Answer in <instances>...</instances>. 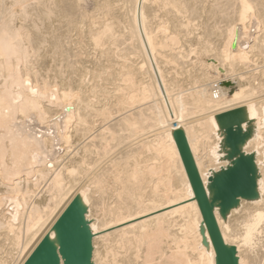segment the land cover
I'll return each instance as SVG.
<instances>
[{"label": "bare ground", "instance_id": "obj_1", "mask_svg": "<svg viewBox=\"0 0 264 264\" xmlns=\"http://www.w3.org/2000/svg\"><path fill=\"white\" fill-rule=\"evenodd\" d=\"M12 1L22 3L25 0ZM46 1H48L47 8L37 2L36 6H31L30 9L32 10L33 7L37 18L40 17L42 20L46 30L43 29L48 33L47 39L45 40L44 32L41 31L43 29H39L41 25L37 18L40 26L34 25L36 19L33 23L32 19L35 17L29 16L31 10L28 8V13L25 12L32 21L30 24L33 27L29 26L31 28L24 42L39 49L43 44L41 42L47 41L54 50L51 52L65 61L64 67L67 74L65 77L61 76L62 78L57 82L58 85L55 79L54 81L52 79L56 83L52 84L53 87L47 81L48 78L45 79L48 77L46 76L47 67H44L47 71L41 69V66H46L47 60H42V63L40 62L42 65L38 66L42 74L47 72L44 75L46 77H40L38 80V75L35 77L37 74L35 69H31L34 70L31 71L34 75L28 72L30 65L28 61L30 62L32 57L28 56L29 60L26 58L30 51L27 49L30 46L27 48L26 45H22L23 38L20 37V30L24 26L17 25V27L10 23L15 20H10L11 15L15 16V14L7 9L10 3L5 8L6 0H0V8L2 5L0 73L3 76V79L1 78L3 81H0V178L3 179L0 183V241L5 239L10 244L8 248L14 252L18 250V258L14 264H45L50 255V247L58 248L57 237L61 229L57 225L58 220L65 213L70 212L72 215L77 205L85 210L84 216L91 230L92 241L95 237L92 228L99 223L96 217L90 219L92 215L89 214L88 208L93 204L103 205L107 217L106 222L101 224L103 227L100 233L102 241L104 239L109 241V244H103L108 254L105 259L99 258L100 262L92 254L87 260L75 238V241H69L74 264H220L175 140V134L177 131L183 133L198 176L204 186L212 170H218L227 165V161L221 159L222 129L221 121L216 118L223 117L228 112L234 113L230 118L231 123L240 122L244 129L250 126L249 121L255 125L251 131V137L245 142V144L251 142L254 145L250 146V149L249 146L247 149L244 148V145L243 150L249 153L255 150L258 153L255 156L259 155L258 160H255L259 196L255 200L240 199L241 206H236V210L233 208L235 211L233 215L234 211L230 213V209L228 211L230 214L227 213L226 217L222 218L215 209L213 216L223 243L226 246L234 245L236 248L234 264H248L253 260H255L254 264H264V144H262L264 93L260 94V91H256V78L252 80L254 71H259L256 68L264 72V55L260 58L264 48V0H209L206 17L209 16L208 20L211 19L210 17H215L216 20H213L216 24L211 21L215 25L210 26L212 23L209 25L207 21V24L201 26L200 32L195 35L198 42H195V45L199 46L192 47L195 49L196 60L192 62L191 86L186 89L177 85L172 77L168 79L166 72L171 62L172 68L175 61L181 65L183 58L188 59L189 55L185 53L182 44L178 45V42L190 33L192 26L196 28L199 25L198 23L196 27L192 25L189 28L191 24L189 14L194 13L193 16L197 17L199 14L197 7L201 5L204 8L205 5L202 4L206 0L203 3L202 0H119L120 4L114 3L117 0H94L98 14H101L96 16L101 19L97 21V17L95 18L99 22V25L95 27L93 24L96 21L89 18L92 24L87 22L91 25L89 24L88 28L87 24L86 29L88 28L89 32L85 31V35L86 32L89 33L91 45L97 47L106 63L98 62L97 65L96 62L97 66L91 67L92 63L84 61L87 65L89 64L90 69L87 66V69L82 68L83 65L80 66L81 63H78L80 55L83 54V47L80 48L82 53L79 55L72 52L73 49L71 51L66 44L69 43V31L73 28L77 31L79 22L82 24L83 18H87L86 13L79 10V0ZM197 1L201 2L200 5ZM157 3H160L159 8H165L167 5L173 7L174 14L190 11L187 18L184 14V18L187 19L185 21L180 19L182 13L179 14L180 16L175 14L179 18L172 14L173 19H169L176 22L178 29L175 30L179 33L166 35V27L163 28L165 24L162 27H160L162 24L160 26L156 24L158 27L152 26L153 15L158 14V11L152 7ZM11 5L12 9L14 6ZM19 6L17 10L21 8ZM26 6H24L25 9ZM151 9L155 11L154 14ZM116 11H118L117 16ZM249 13H253L250 17L255 18V23H260L259 29L257 27L259 33H249L251 27L246 21ZM50 17L54 19L53 23L48 20ZM160 17L158 19L161 21ZM198 17L200 20L201 14ZM116 26L121 27L122 31L120 32L118 27L119 33H117L114 29ZM82 29L80 34L83 33ZM180 32H183L181 38L177 36ZM188 42L192 43L191 40ZM49 44L47 43L46 46ZM72 45L74 46L73 43ZM184 45L187 47L189 43ZM46 46L43 48L44 51H41L44 54L49 51L46 50ZM93 47L91 48L95 49ZM189 47L187 49H190ZM194 49H190V54ZM40 54L38 53V57L41 56ZM24 58L28 60L26 64L28 66L27 69L23 68L27 72L24 70L22 75L18 65ZM49 62L52 61L49 60ZM61 63L59 61V67L58 64L53 65L57 66L55 73L57 76L63 71V67L61 71L59 70ZM36 64L31 61L32 67ZM50 65H48L49 69ZM183 66H185L184 63ZM186 68L187 66L184 67V71ZM82 72L91 75L88 82L86 75L84 77ZM91 80H93L92 83H90ZM109 82L121 83V85L116 83L118 85L114 88L115 91L111 89L114 92L116 89H118L117 92L128 90L120 95L116 93L118 94L115 95V100L118 102L116 108L110 101L100 104L101 100H94L100 92L104 97L109 96L110 92L105 87L109 85L106 84ZM214 82L219 83L221 88V93L217 97H214L212 92L211 86ZM88 83L90 84L87 85ZM263 86L261 82L258 85L264 90ZM238 88H241L243 92L239 98L240 102L234 104L233 100L237 94H232L237 93ZM132 90L137 91L136 94H130L133 93ZM136 102L137 105L131 106ZM124 104L128 105V110L122 106ZM125 108L126 110L122 111ZM213 119L216 120L215 124L211 123ZM116 127L119 132L124 131L118 133L122 144L127 137L130 141L132 139L130 136H134L135 140L129 143L127 138L125 143L128 142L131 145L127 147L124 144L123 147L131 151H126V154L120 156V161L118 159L113 161L116 159L111 158L116 151L120 153L116 150L117 146L113 149L115 152L112 150L113 154L110 152L112 155L109 157V143H111V136L116 137ZM200 130L201 137L215 138L214 145L209 147L210 162L204 164L197 157L196 141L200 136ZM74 141L79 142L75 152L71 150L75 144ZM115 143H113L114 146L119 145ZM122 144H120L121 147ZM142 148L145 152L151 151L160 156L163 161L144 166H140L139 161L136 160L130 163L127 159L135 156V153ZM125 149L120 151L125 152ZM92 155L96 158H91ZM93 162L97 165L101 164L96 169H92L89 165ZM162 167H166L167 176L161 175ZM157 174L161 176L157 177ZM80 177H85V181H80ZM169 181L176 182L173 187V196L182 202L180 208H182L184 223L181 225H178L173 216L176 208L166 203L156 204V199L160 201V196L152 192L155 185L169 186ZM114 186L116 189L113 188ZM44 187L45 189L42 190ZM205 190L210 195V192ZM110 193L113 194L114 200L106 206L103 201ZM229 215H232L234 219H231ZM168 240L174 243L180 242V247L174 251L165 252L164 244ZM40 246L43 251L36 255L35 252ZM2 247L4 246L0 248ZM179 248L188 250L193 248L194 254H188V251ZM10 249L9 253L12 251ZM14 252L12 251L11 254ZM13 255L15 254L10 257ZM8 256L4 257L5 261L9 260ZM2 257L0 258L4 262ZM14 258L12 259L15 260ZM59 258V264H64L60 254Z\"/></svg>", "mask_w": 264, "mask_h": 264}, {"label": "rangeland", "instance_id": "obj_2", "mask_svg": "<svg viewBox=\"0 0 264 264\" xmlns=\"http://www.w3.org/2000/svg\"><path fill=\"white\" fill-rule=\"evenodd\" d=\"M97 1V0H96ZM96 1H94V0H79L78 1V4H79V10H81L80 12H82V13H86V17L87 18H83V22H82V24H80V22H79V24H78V28H77V31H76V28H73L72 30H70L69 31V33H68V36L70 37L69 39H68V41H69V43L67 42L66 44H68L69 45V48L71 49V51H72V49H73V51L72 52H76V53H82L83 52V54L82 55H80V59H78L79 61H78V63H81V64H79L80 66L81 65H83L82 66V68L83 67H85V69H87V67H88V69H90L92 66H97L98 65V62H101L102 64H105L106 63V60L102 57V56H100V51H98V49H97V47L95 46V47H93L94 45H91L92 44V41H91V37H89L88 36V28H89V24L92 22V21H90V19L91 20H95V18H96V20L98 21H100V19H101V17H99V16H101V14H98L99 13V11H97V5H96ZM160 1V0H159ZM205 0H202L201 2L203 3ZM12 0H6V2L4 3V6H5V8L7 7V4L8 3H10V4H8V7H7V9H9L11 12L13 11V13L15 14V16H13V14L11 15V17H10V20L12 19H15L14 21H10V23L11 24H13V25H15V26H17V25H20V26H24L21 30H20V32H21V38H23V40L21 39V41H23V43H22V45L24 44V45H26L27 46V48L30 46L31 47V49H33V51L30 49V47H29V49H27L28 51H29V55L27 54V57L26 58H28V56H30L29 58H31L30 59V62L28 61L29 60V58H28V65L30 64L31 65V61H32V63L33 64H36L37 62H39V63H37L34 67H32V65L30 66L29 65V73L30 74H33L32 72L34 71H32L31 69H35V71H37L35 74V77L37 76V79L39 80L40 79V77H46V76H48V77H46L45 79H47V81L51 84V87H53L52 86V84L54 83L53 81H54V79H55V81H56V83L59 81V79L60 78H62V77H65V75L67 74L66 73V68L64 67V65H65V61H63V60H61V58L57 55V54H54L53 52H51V51H54L53 50V48L51 47V45L49 44V42H47L46 41V43H45V41L44 42H41V43H43V44H41V46H43V47H39V45H38V47H39V49L37 48V47H35V46H33L32 44H30L29 45V43H26L25 44V42H26V35L28 34V32L30 31V28L31 27H29V26H32L33 27V25L32 24H30V23H32V21H33V23H34V20L37 18V14H35L34 12V10H33V7L34 6H36V4H37V2H39V5H41V6H45L44 8H47L48 6V1H46V0H25L24 2H22V3H17V2H13V4H12ZM42 2V3H41ZM120 2L121 1H119V0H117V1H115L114 3H116V4H120ZM197 2H199V1H197ZM201 2H199V5H200V3ZM208 2H209V0H206L202 5L204 6V8H202L201 7V5L200 6H198V4H196L195 3V5L196 6H198L197 8H198V10L200 11L201 10V8H202V10L199 12L198 11V16H200V14H201V17H200V20H198L199 19V17L197 16V13H195L196 14V16L197 17H195V16H193L194 15V13H190V11H188V12H180V13H182L183 14V16H182V14H181V17H180V19H182V21H185V19L187 18V16H189V20H190V23L191 24H189V28L192 26V25H194L195 27L198 25V23H199V25L196 27V28H194L193 26L190 28V33L186 36V37H184L183 36V38L182 39H180L179 40V42H178V45H183V49L185 50V53L186 54H188L189 56H188V59H186V57L185 58H183V60H182V62L185 64V66H183V63L180 65V63H178L177 61H175V65H177V66H175L174 65V67L172 66V68L170 67V65H171V63L168 65L169 67H168V72H166V74H167V78L168 79H170V77H172V79L174 80V81H176V84L177 85H181V88H183V89H186L187 87H189V86H191V84H190V82H191V74H192V72H191V70L193 69V61H195L196 60V58L194 57V56H196V53H195V49L194 48H197L199 45L197 44L198 42H197V40L195 39V35H197V33H199L200 32V28H201V26H203V25H206L207 23V21H208V24L210 25L212 22L211 21H213L215 24H216V22L214 21V20H216V19H214L215 17H210L211 19H207L208 17H206L207 16V13H206V7H207V5H208ZM28 4V6H26L27 4ZM29 3H30V6H29ZM1 4V3H0ZM12 4V5H11ZM26 4V5H25ZM10 5L11 6H14L12 9H11V7H10ZM16 5V6H15ZM20 5V6H19ZM22 5H23V7H22ZM96 5V6H95ZM158 5H160V3H157V5H154L153 7H152V9H154V10H157L156 12L158 13L157 15H156V13H155V11H153L152 9V14H154L153 16H154V20H156L155 19V17L157 18V20L156 21H154V20H152V26H154V27H158V26H160V24H162L160 27H162L164 24L166 25H164L163 26V28L164 27H166L165 28V30H167V32L165 33L166 35H168L169 33L170 34H175V33H177L178 31H176L175 29H178V28H176L177 27V24H176V22L174 21V20H172V21H174V22H172L171 20H169V19H173V15L172 14H174V8L173 7H171V6H165V8H159V7H161V6H159L158 7ZM18 6L19 7H21V8H19L18 10L16 9V8H18ZM24 6H26V9H25V7ZM31 6H33L32 7V10L30 9V7ZM158 9H157V8ZM164 7V6H163ZM201 7V8H200ZM23 8V9H22ZM28 8L32 11H29L28 10ZM92 8V9H91ZM15 9V10H14ZM25 9V10H24ZM35 9V8H34ZM161 9V10H160ZM170 9V10H169ZM23 10V11H22ZM29 11V16L31 17V18H34V19H32V21L30 20V18H29V16H28V14H26V12L28 13V11ZM83 10V11H82ZM86 10V11H85ZM118 10V9H117ZM166 10H169L168 12L166 11ZM19 11V13H17V12ZM26 11V12H25ZM89 11V12H88ZM167 12V14H165V12ZM1 12H2V5H1V8H0V14H1ZM16 12V13H15ZM94 14H93V13ZM201 12H203V13H201ZM24 13H25V15H24ZM170 13V14H169ZM179 13V14H180ZM190 13V14H189ZM32 14H34V15H32ZM162 15V17H160L161 15ZM175 14H178V13H175ZM174 14V15H175ZM178 14V15H179ZM186 15V18H184V16ZM189 14V15H188ZM253 15V13H249L248 14V16L249 17H247L246 18V21H247V24H249V26L251 27H249L250 29H248V30H250V32L249 33H251L252 34V32L254 33L255 32V34L256 33H259V31L257 30V27H258V29H259V27H260V23L259 22H257L258 20H256V22L257 23H259V24H257V23H255V18L252 16V18L250 17V15ZM19 16V17H17V16ZM23 15V16H22ZM90 15H92V16H95L94 18H92V16H89ZM96 15H99V16H96ZM115 15L117 16L118 15V11H116V13H115ZM166 15V16H165ZM178 15H175L177 18H179V16ZM192 15V16H191ZM26 16V17H25ZM27 16H28V18H27ZM171 16V17H170ZM174 16V19H176V17ZM27 18V19H22V18ZM161 18V21H160V19H158V18ZM167 17H169V18H167ZM197 18V19H195V18ZM19 18V19H18ZM23 20H21V19ZM90 18V19H89ZM100 18V19H99ZM184 18V19H183ZM192 18H194V20L192 19ZM252 20H251V19ZM19 21H18V20ZM40 21V25H41V27H39L40 25H39V21ZM36 20H35V24L34 25H37V27H39V29L41 30V29H43L44 28V26H43V23H42V20L40 19V17H38ZM86 19H88V20H86ZM214 19V20H213ZM248 19V20H247ZM257 19V18H256ZM22 21V23H20L21 21ZM50 22H54V19L52 18V17H50V19H48ZM95 20V21H96ZM187 20V19H186ZM249 20H250V23H249ZM254 20V23L252 22ZM30 21V22H29ZM38 21V22H37ZM96 21V25L95 24H93V26H98L99 25V22H97ZM158 21V22H157ZM163 21H164V23H163ZM194 21V22H193ZM203 21V22H202ZM205 21V22H204ZM28 22H29V24H28ZM87 22H90V23H87ZM156 22V23H155ZM166 22H168V23H166ZM188 22V21H187ZM202 24H201V23ZM15 23V24H14ZM42 23V24H41ZM175 23V26H173V24ZM197 23V24H196ZM206 23V24H205ZM214 23H212L210 26H214L215 24ZM28 24V25H27ZM87 24H88V28L86 29V26H87ZM92 24V23H91ZM90 24V25H91ZM156 24L158 25V26H156ZM214 24V25H213ZM255 24V25H254ZM83 25V26H82ZM171 25H172V27H171ZM258 25V26H257ZM168 26V27H167ZM18 27V26H17ZM36 27V28H37ZM80 27V28H79ZM83 29H82V28ZM119 27V26H118ZM117 26H116V28H114L116 31H117V33H119V30H120V32L122 31V28L121 27H119L118 28ZM160 27L158 28V29H160ZM174 27V28H173ZM25 28V29H24ZM85 28V29H84ZM24 29V30H23ZM28 29V30H27ZM45 29V28H44ZM44 29L43 30H41L42 32H44V38H45V40L47 39L46 37H47V35H48V33H46V31H44ZM81 29H82V31H83V33H81L80 34V32H81ZM119 29V30H118ZM176 31H174V30ZM192 29V30H191ZM27 30V31H26ZM46 30V29H45ZM197 30V31H196ZM203 30V29H202ZM257 30V31H256ZM85 31H88V32H86V35H85ZM171 31V32H170ZM24 32H25V34H24ZM70 32H72V33H70ZM76 32H78L80 35H78V33H76ZM46 33V34H45ZM160 33H161V31H160ZM179 33V32H178ZM183 32H180V34H177V36L179 37V38H181V36L183 35L182 34ZM72 34V35H71ZM191 34V35H190ZM23 35V36H22ZM43 35V34H42ZM75 35V36H74ZM76 35H78V36H76ZM76 37H77V39H76ZM191 37V38H190ZM71 38H72V40H71ZM90 38V39H89ZM189 39V40H191L192 41V43L191 42H188L189 40H185V39ZM75 39V40H74ZM87 39H89V40H87ZM192 39H194V41L192 40ZM183 40V41H182ZM25 41V42H24ZM75 41H78L79 43H77V42H75ZM121 41H123V39L121 40ZM120 41V42H121ZM87 42V43H86ZM195 42H197L196 44L197 45H195ZM45 43V44H44ZM47 43L50 45H48V46H46L47 45ZM72 43L74 44V46L72 45ZM77 43V44H76ZM83 43V44H82ZM180 43V44H179ZM187 44L188 45V43H189V46H187V47H189L190 49H194L193 50V53H191L190 54V49H187V47H186V45H184V44ZM193 43H194V45H193ZM28 44V45H27ZM85 44V45H84ZM88 44V45H87ZM23 45V46H24ZM67 45V46H68ZM78 47H77V46ZM82 45H84V46H82ZM86 45H87V47H86ZM193 45V46H192ZM44 46H46V50H49V51H46L45 52V54H46V56H44L45 54L43 53V52H41V51H44L43 50V48H44ZM71 46H73V47H71ZM88 46H89V48H88ZM93 47V48H95V49H92L91 47ZM33 47H35V48H33ZM51 47V49H49ZM81 47H83L82 48V52L80 51V48ZM85 47V48H84ZM192 47H194V48H192ZM68 48V49H69ZM74 48H76V49H74ZM78 48V49H77ZM99 48V47H98ZM37 49V50H36ZM41 49V50H40ZM86 50V51H85ZM89 50H90V52H89ZM96 51V53H95V51ZM34 52H36L35 54H34ZM41 55H39L40 57H38V53ZM49 52V53H48ZM88 54H87V53ZM189 52V53H188ZM261 52H263L262 53V55H261V53H260V58L264 55V48H263V51H261ZM33 53V54H32ZM43 53V54H42ZM99 55H98V54ZM52 54L55 56L56 55V57H54V56H52ZM92 54V55H91ZM195 54V55H194ZM43 55V56H42ZM47 55H48V57H47ZM51 55V56H50ZM87 57H86V56ZM88 55H89V57H88ZM98 55V56H97ZM34 56V57H33ZM82 56V57H81ZM94 56V57H93ZM36 57H38V58H36ZM43 59H42V58ZM53 57V59H51V58ZM57 57H58V59H57ZM85 57H86V59H85ZM100 57H102V58H100ZM48 58V59H47ZM55 58H56V61H58V62H56L55 61ZM88 58V59H87ZM95 58H97V59H95ZM34 59H37L36 61L33 60ZM38 59H40V60H38ZM104 59V60H103ZM44 61V60H47V63L46 62H43V63H46V66H41L42 64V62L41 61ZM49 60L50 61H52V62H49ZM82 60V61H81ZM89 60H91V62L89 61ZM95 60H97V61H95ZM99 60H102V61H99ZM187 60V61H186ZM24 61V62H23ZM23 61H20V63H19V65H18V67L20 68V70H21V74L22 73H24L25 71L27 72V70H25V69H27V66H26V64H27V61H26V59L24 58L23 59ZM54 61H55V63H54ZM59 61H60V63H61V61H62V63L60 64V71H61V68L63 67V71H59L58 69V71L60 72V74H58V76H60L59 78H58V76L55 74L57 71H56V67L58 66L59 67ZM84 61H86L87 63L89 62V64L90 63H92L90 66H89V64L87 65V63L86 62H84ZM95 62V63H93V62ZM103 61L105 62V63H103ZM185 61V62H184ZM25 64L24 66H23V63ZM26 62V63H25ZM36 62V63H35ZM41 62V63H40ZM83 62V63H82ZM96 62H97V65H96ZM51 65H50V64ZM177 63V64H176ZM41 64V65H40ZM50 65V69L48 68L49 66L48 65ZM57 65V66H53V65ZM95 64V65H94ZM189 65V66H188ZM21 66H22V68H21ZM38 66H41V69L43 70L44 69V67L46 68L47 67V69H48V71H47V69H44L43 71H47L48 72V74H47V72H44V74H42L43 72H42V70L40 69V67H38ZM52 66H53V68H52ZM87 66V67H86ZM178 66H180V67H178ZM183 66V67H182ZM187 66V68H186V70L188 69V71L186 72V70L184 71V67H186ZM192 68H191V67ZM43 67V68H42ZM177 67V68H176ZM182 67V68H181ZM23 68H25V69H23ZM54 68H55V70H54ZM64 68H65V70H64ZM179 68V69H178ZM181 68V69H180ZM54 70V72L52 73V75H51V72ZM166 69H167V67H166ZM256 69H258L259 71H257V70H255L254 72L255 73H253V75H252V77H253V81H254V79H255V82H253V83H255V86H257L256 88V91H260L259 93L260 94H262V93H264V90H263V88L262 87H258V85H259V83L261 82V84L263 83L264 84V72L263 71H261L260 72V69L259 68H256ZM25 70V71H24ZM51 70V71H50ZM178 70H181L180 72L178 71ZM32 71V72H31ZM184 71V72H183ZM40 72V73H39ZM63 72V73H62ZM257 72V73H256ZM262 72H263V74H262ZM40 74V76H39V74ZM83 73V72H82ZM1 75H0V81L2 82L3 80H1V78L3 79V76H2V73H0ZM42 74V75H41ZM47 74V75H46ZM84 74V73H83ZM255 74V75H254ZM258 74V75H257ZM262 76H261V75ZM23 75V74H22ZM34 75V74H33ZM33 75H31V78H32V82H34V80H33ZM44 75H46V76H44ZM53 77H51V76ZM56 75V78L54 77ZM64 75V76H63ZM85 75H86V78H87V82L89 81V79H90V77H91V75L88 73V75L85 73L84 74V77H85ZM62 76V77H61ZM34 77V78H35ZM51 78V79H50ZM58 78V79H57ZM36 79V78H35ZM52 79H53V81H52ZM86 80V79H85ZM51 81V82H50ZM118 81V80H117ZM120 81V80H119ZM118 81V82H119ZM93 82V80H91V82L90 83H92ZM118 82H116V83H118ZM56 83H54V84H56ZM90 83H88L87 85H89ZM113 83H115V82H113ZM112 82H109V83H106V84H109L110 86H112V88L109 86V85H106L105 87L107 88V91L108 92H110V93H108L109 94V96L108 97H104L103 95H101V92H100V95H99V93H98V97H94L93 99L94 100H101L100 101V104H102V103H105V102H109L110 101V103H111V105L114 107L115 106V108L117 107V104H118V102L115 100L116 99V97H115V95L117 96L118 94L120 95V94H122V93H126L127 91H125L123 88H121V87H123V86H121L120 88L122 89V90H124L125 92H122V91H119V92H117L118 91V89H116V92H114L115 90H114V88H116V86L119 84H113ZM123 83V82H122ZM53 84V85H54ZM86 84V83H85ZM113 84V85H112ZM124 84V83H123ZM122 84V85H123ZM57 85H58V83H57ZM119 85H121V83L119 84ZM109 87V88H108ZM264 87V86H263ZM114 90V91H112V90ZM261 89V90H260ZM133 91V90H132ZM236 91H238L237 93H242L243 91H242V89L241 88H238V89H236ZM136 92L137 91H133V93H130V94H136ZM257 92V93H258ZM262 92V93H261ZM113 95H112V94ZM115 93V94H114ZM116 93H118V94H116ZM236 92H234L232 95H236L237 94ZM258 93V94H259ZM111 95H112V97H111ZM102 97V98H101ZM114 97V98H113ZM227 97H229V95L227 96ZM106 98V99H105ZM108 98V99H107ZM112 98V99H111ZM113 100V101H112ZM116 102H115V101ZM126 100H128V99H126ZM115 102V103H114ZM109 103V104H110ZM114 105H113V104ZM130 104V103H129ZM134 105H137V102L136 103H134L133 105H131V106H133L134 107ZM122 106H125L126 108H127V110H128V108L129 107H127L128 105L127 104H124V105H122ZM144 106V105H143ZM126 108L125 109H123L122 111H125L126 110ZM115 110V109H114ZM129 112V111H128ZM121 113V112H120ZM95 119H97L96 117H94ZM98 122V121H97ZM248 125H250V127H251V130L252 129H254V127H255V125L253 124V122H251V121H249V124ZM117 128V127H116ZM146 131V130H145ZM124 131H121L120 130V132H119V130H118V128H117V131L115 132L116 133V139L114 138V137H112L111 136V143H109V147H110V151H109V157H110V155H112L114 152H115V150H113L116 146L118 147V149H116V150H118V152H120L119 154L117 153V151L112 155V157L111 158H113V159H116V160H113V161H117V159H118V161H120V156H123L124 154H126L128 151H127V148L125 149L124 147H123V145L125 144V146H129V145H131V144H129V143H133L135 140L133 139L134 138V136H130V138H132L131 140H133V142H131V140L129 141V137H127L128 138V141H129V143L127 142V143H125V141H127V138H126V140H124L123 141V144L121 143V141H119V138H118V133H123ZM200 136L197 138V141H196V146L198 147V149H197V157H198V159H199V161L201 162V163H208V161L210 162V159L211 158H209L210 157V152H209V147L211 146V145H214V143H215V138L214 137H212V138H207V137H201V135H202V133H201V130H200ZM250 138V137H249ZM75 142V141H74ZM73 142V143H74ZM116 142V143H115ZM221 142V141H220ZM72 143V144H73ZM113 143H115V144H117V143H119V145L120 144H122V147H123V149H125V152H121L123 149H121L122 147H121V145L119 146V145H113ZM248 144H244L245 146H244V148H248V146H249V149H250V146L251 147H253V145H252V143L251 142H247ZM249 143H251L250 145H249ZM78 144H79V142L78 143H76L75 142V144L73 145V147H71L72 149V151L73 152H75L77 149H78ZM262 144H264V134L262 135ZM113 147V148H112ZM121 147V148H120ZM75 148V149H74ZM120 148V149H119ZM130 148H132V147H130ZM129 149V148H128ZM114 152H113V151ZM121 150V151H120ZM145 149H140L139 150V152L138 153H135V156H133V157H130L129 159H127V160H129V162L130 163H133L135 160L136 161H139V165L140 166H144V165H146V164H150V163H155V162H159V161H163L162 159H161V157H160V159H159V157L155 154V153H152L151 151H147V152H145L144 151ZM124 151V150H123ZM127 151V152H126ZM131 151V150H130ZM129 151V152H130ZM245 151V150H244ZM72 152V153H73ZM110 152H112V154L110 153ZM123 153V154H122ZM247 153H249V152H247ZM253 154H254V156H255V154H258V153H256V151L254 150L253 152H252ZM93 154H95V153H93ZM152 154V155H151ZM260 154V153H259ZM149 156V157H148ZM153 156V157H152ZM259 156V155H258ZM258 156L256 157L255 156V160H258ZM96 158V156L95 155H92V157L91 158ZM120 158V159H119ZM158 158V159H157ZM94 159H92V161H93ZM112 159H110V161H111ZM89 161V160H88ZM102 161V160H101ZM99 164H101V163H99ZM98 164V165H99ZM94 165V166H93ZM97 163L96 164H94V162H93V164H91L90 163V165H89V167L90 168H92V169H96L97 168ZM161 169H163V170H161V175H163V176H167V174H168V171L166 170V167H162ZM219 170V169H218ZM160 174H157L156 176L158 177V176H161ZM209 175H211V172H210V174ZM73 176V175H72ZM76 176V175H75ZM68 177H70V176H68ZM70 178H73V177H70ZM81 178V177H80ZM165 178V180H166V177H164ZM2 178H0V183L3 181V179L1 180ZM85 177H82L81 178V180L80 181H85ZM208 179V178H207ZM76 180H78L79 181V179H76ZM175 180V179H174ZM42 184H43V182H42ZM174 185H176V182L175 181H169V186L167 185V186H164V185H160V186H157V185H155L154 187H153V189H152V192L153 193H157V194H159V196H160V201H158L157 199H156V204H161V203H166V204H170V205H172V206H174L175 208H176V210L174 211V214H173V216H174V219L177 221V223H178V225H181V224H183L184 223V216H183V214H182V208H180L181 207V205H182V202L181 201H179V200H177L176 198H175V196H173V187H174ZM42 186V185H41ZM114 189H116V186H114L113 187ZM45 189V187L44 188H42V190H44ZM155 189H157V191H154ZM42 192V191H41ZM40 192V193H41ZM258 196H259V194H258V191H257V197H255V198H253V199H249V200H255V199H257L258 198ZM114 200V198H113V194L112 193H110V194H108L107 195V197H106V199L103 201V204L104 205H108L109 203H111V201H113ZM247 200V199H246ZM242 201H244V200H242ZM237 206H241V203L239 204L238 203V205ZM103 208V205L101 206V205H95V204H93V205H91V206H89V208H88V210H89V214L90 215H92V216H90V219L91 218H93V217H96V218H98L99 219V223H98V225L96 224L95 226H93V228H92V232L94 233L93 235L95 236L94 238H93V240L91 241V245H92V252H91V254L92 255H94L96 258H97V261L98 262H100L99 261V258L100 259H105V256L108 254V252H107V249H104V247H103V244L104 243H106V244H109V241L107 240V239H104L103 241L101 240L102 239V234L100 233L101 232V230H102V225L101 224H103V223H105L106 222V219H107V217L105 216V211H104V208ZM234 209L236 210V206L234 207ZM234 209L232 208L231 210H230V213H231V211L233 210L234 211ZM238 209V208H237ZM239 210V209H238ZM237 210V211H238ZM240 212V211H239ZM229 212H228V214H230ZM235 213V211L234 212H232V215ZM238 214H240V213H238ZM232 215H229V216H231V219L233 218L234 219V217L232 216ZM264 222V221H263ZM179 237L181 236V235H178ZM4 242L3 244L1 243V242ZM7 242L8 241H6L5 239H1V241H0V247L3 245L4 247H2V248H0V250H2V251H0V257L1 256H3L2 258H3V260H4V257L5 258H7V256L9 255V254H11V252L13 251L14 252V250H12V249H10V248H8L9 246H10V244H9V242H8V244H7ZM166 243L164 244V246H165V252H170V251H174L175 249H178V247H180V242H177V243H174V242H171L170 240H168V242L167 241H165ZM5 243H6V245H5ZM8 248V249H7ZM12 250L10 253H9V251L8 250ZM179 249H182V250H186V252L188 251V254L190 253V254H194V250H193V248L191 249V248H189L190 250H188V249H186V248H179ZM7 250V251H6ZM17 250V249H16ZM5 252H7V254H4ZM17 252H18V250H17ZM17 252H14V253H12V254H15V255H13V256H16L15 258L12 256V257H10L11 255H9L8 257H9V260H7L6 259V261L4 260V262L2 261V259L0 258V263H2V264H10L11 262H13L12 264H14V263H16V259L18 258V253ZM17 253V254H16ZM22 253V252H21ZM3 254V255H2ZM249 254H251V253H249ZM21 255V254H20ZM21 257V256H20ZM250 257H252V256H250ZM12 258H14L15 260H11ZM254 259V258H253ZM252 259V260H253ZM11 260V261H10ZM251 259L249 258V261H250ZM9 261V262H8ZM8 262V263H7ZM251 262H253V263H251ZM251 262H249V263H251V264H254V262H255V260H253V261H251ZM248 263V264H249ZM256 264V263H255Z\"/></svg>", "mask_w": 264, "mask_h": 264}, {"label": "water", "instance_id": "obj_3", "mask_svg": "<svg viewBox=\"0 0 264 264\" xmlns=\"http://www.w3.org/2000/svg\"><path fill=\"white\" fill-rule=\"evenodd\" d=\"M233 47H235V43H233ZM221 129V159L226 160L227 165L220 167L219 170H212L211 175L208 176L207 184H204V186L198 176L195 164L181 131L176 132L175 140L190 176L202 215L213 240L219 263L234 264L236 262V248L234 245L226 246L223 243L215 223L213 210L215 211V209H217L219 215L225 218L228 211L238 205L240 199L249 200L257 197V166L254 154L247 153L243 150L245 142L251 137V127L249 126L244 129L240 122H232L231 131L234 134L233 143L225 142V129L223 127H221ZM241 158L247 165L243 180L228 190L219 187L217 184L218 176L224 171H227L228 167H235L234 161ZM205 189L210 192V195ZM84 212L85 210L77 205V209L72 215L69 212L60 217L57 224L60 226L59 228H61L57 237L58 248L54 246L50 247V258L48 257L45 264H59V254L64 260V264H74L69 241H75V238L83 256L87 260L91 258L92 234L88 222L85 219ZM42 251L43 248L40 246L35 254H40Z\"/></svg>", "mask_w": 264, "mask_h": 264}, {"label": "snow or ice", "instance_id": "obj_4", "mask_svg": "<svg viewBox=\"0 0 264 264\" xmlns=\"http://www.w3.org/2000/svg\"><path fill=\"white\" fill-rule=\"evenodd\" d=\"M241 93H237V97L234 98L233 103L240 102ZM248 106V105H245ZM234 115L232 112L225 113L223 117H217L221 121L220 127L225 129V142L233 143L234 134L231 131V117ZM211 123L215 124L216 120H211ZM235 167H228L227 171H224L217 178V184L219 187L228 190L231 189L234 185L240 183L244 178V172L247 167L246 162L241 158L234 161ZM51 167V165H49Z\"/></svg>", "mask_w": 264, "mask_h": 264}, {"label": "built area", "instance_id": "obj_5", "mask_svg": "<svg viewBox=\"0 0 264 264\" xmlns=\"http://www.w3.org/2000/svg\"><path fill=\"white\" fill-rule=\"evenodd\" d=\"M212 87L213 96L217 97L221 93L220 84L217 82H214Z\"/></svg>", "mask_w": 264, "mask_h": 264}]
</instances>
